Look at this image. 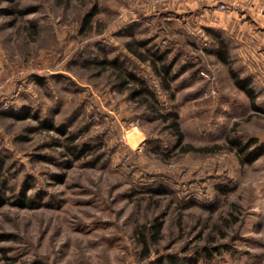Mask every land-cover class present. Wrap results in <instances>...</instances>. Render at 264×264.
I'll return each mask as SVG.
<instances>
[{
	"label": "rangeland",
	"instance_id": "374dc122",
	"mask_svg": "<svg viewBox=\"0 0 264 264\" xmlns=\"http://www.w3.org/2000/svg\"><path fill=\"white\" fill-rule=\"evenodd\" d=\"M195 1L0 0V264H264L261 21L254 43L248 15ZM136 40L167 54L169 89Z\"/></svg>",
	"mask_w": 264,
	"mask_h": 264
},
{
	"label": "trees",
	"instance_id": "16d2710c",
	"mask_svg": "<svg viewBox=\"0 0 264 264\" xmlns=\"http://www.w3.org/2000/svg\"><path fill=\"white\" fill-rule=\"evenodd\" d=\"M97 13L92 14L91 16H87L85 18V25H88L92 20L94 15ZM133 43H135V47L132 46L131 44L128 45L129 50L131 51V53L136 56L137 58H139L141 61L144 62H149L151 63V66L154 70V72L158 75L159 79H161V83L162 86L164 87V89H169L170 86V80L173 79V77L170 75V73L172 72V64L167 62L166 59V53L163 51L161 52L160 50H150L147 49L146 52H150L149 56H147L144 52L140 51L141 47H147V43L141 40H136ZM217 57H219V59L225 63L228 64V51L224 50V45L223 43H220V49L216 52ZM125 63L126 62H120L119 60H106L102 63V65L104 66H111V67H115L117 68V72L119 77L121 78H125L124 80H122V84L126 83V81H129V83H131L132 86L135 87V89L131 88L133 90L132 94L135 95V97H139L144 99V103L146 104V106H150V107H154L156 104H158L159 100L157 98L158 95H156L155 92H153L147 84V81H145L144 79L138 77L135 73L126 70L125 69ZM157 112H160L159 110L154 109ZM158 117L162 118V120H164V122H168L170 124V127L175 131V134L177 136V140H178V144L177 145H182L181 143L184 140V134L181 131V125L180 122L178 120V116H171L169 114H158ZM45 127H47V125H45ZM76 141V140H75ZM71 147V148H70ZM182 150L185 152L188 151H200V152H211V151H218L221 149L220 146H216L215 150H209L208 148H194V146L188 144L186 146H181ZM69 148L75 153H77V158L81 156V154L83 153V151L85 149H88L87 146L80 148L79 145H74V146H69ZM146 229V226L143 227V229ZM162 227L161 224L158 225V231H161ZM141 235H142V245L144 247V249L146 251H150V243L149 241L151 240L150 238V232H145V231H141ZM33 264H41L40 262H35ZM156 264H179L178 261L176 260L175 257H169L166 259L160 258L159 261Z\"/></svg>",
	"mask_w": 264,
	"mask_h": 264
},
{
	"label": "crops",
	"instance_id": "0c3cea01",
	"mask_svg": "<svg viewBox=\"0 0 264 264\" xmlns=\"http://www.w3.org/2000/svg\"><path fill=\"white\" fill-rule=\"evenodd\" d=\"M211 6L214 8L218 3L219 4V9L216 10H221L222 12L226 11H231L233 17L239 18L238 16L240 15L241 17L247 16L246 19L242 20H235V23L233 24L234 28L241 26L242 29L247 31V37L250 38L254 43H255V38L257 36V30L259 29L256 26L255 21H261V23H257V25H261L260 27L262 28L261 35L262 36V42H264V3L261 0H209ZM204 2V0H196L194 3H188V5L192 6L191 8H197L199 3ZM224 4L226 6L225 9L221 7V5ZM210 7V6H209ZM240 19V18H239ZM255 25V26H253ZM242 38V37H241Z\"/></svg>",
	"mask_w": 264,
	"mask_h": 264
},
{
	"label": "built area",
	"instance_id": "2783aa9c",
	"mask_svg": "<svg viewBox=\"0 0 264 264\" xmlns=\"http://www.w3.org/2000/svg\"><path fill=\"white\" fill-rule=\"evenodd\" d=\"M261 1L264 3V0H261ZM221 7H222L223 9L226 8V6H225L224 4H222ZM1 90H2V89H1V87H0V94H1Z\"/></svg>",
	"mask_w": 264,
	"mask_h": 264
}]
</instances>
